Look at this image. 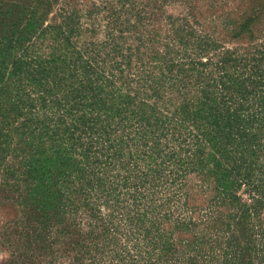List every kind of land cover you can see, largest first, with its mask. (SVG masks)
<instances>
[{
  "label": "trees",
  "instance_id": "trees-1",
  "mask_svg": "<svg viewBox=\"0 0 264 264\" xmlns=\"http://www.w3.org/2000/svg\"><path fill=\"white\" fill-rule=\"evenodd\" d=\"M260 16L247 17L236 38L251 39ZM10 33H0V67L11 58L0 71L5 185L18 192L24 184L45 206L74 204L79 192L92 213L114 221L123 209L122 217L147 220L148 235L158 224L159 238L163 217L172 222L165 233L172 240L191 234V264H264V45L205 55L190 63L188 76L170 57V71L185 79L179 91L199 93L196 102L176 105L154 87L121 94L123 85L90 60L77 92L73 77L58 73L55 49L37 59L28 52L12 57ZM193 179L204 189L200 206ZM182 200L189 216L176 212ZM207 230L213 234L206 239Z\"/></svg>",
  "mask_w": 264,
  "mask_h": 264
},
{
  "label": "rangeland",
  "instance_id": "rangeland-1",
  "mask_svg": "<svg viewBox=\"0 0 264 264\" xmlns=\"http://www.w3.org/2000/svg\"><path fill=\"white\" fill-rule=\"evenodd\" d=\"M257 13L256 34L237 39L234 30ZM8 29L16 47L8 50L12 57L28 52L37 59L55 49L58 73L72 76L77 92L79 81L88 80L83 70L90 60L118 89L123 85L121 94L154 87L166 101L179 105L184 98L196 102L199 93L179 91L185 79L176 78L182 72L170 71L168 59L177 61L176 70H184L181 76H188L190 63L205 62V55L215 59L237 45H264V0H0V33ZM200 50L205 52L200 55ZM10 59L0 71L10 66ZM103 90L106 96L109 89ZM191 184L200 206L204 189L199 179ZM30 193L24 184L17 192L0 178V264H191L190 250H185L191 234L172 240L165 235L172 231V222L163 217L159 238L158 224L148 235L147 220H141L143 226L137 216L122 217L123 209L114 221L92 213L79 192L72 195L74 204L63 206L42 205ZM247 194L245 190V199ZM184 203L176 209L183 217L190 215ZM212 234L207 230L201 235L207 239ZM197 264L211 262L199 259Z\"/></svg>",
  "mask_w": 264,
  "mask_h": 264
}]
</instances>
